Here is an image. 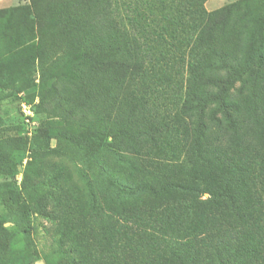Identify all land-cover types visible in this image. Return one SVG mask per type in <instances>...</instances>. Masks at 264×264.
<instances>
[{"label": "trees", "instance_id": "1", "mask_svg": "<svg viewBox=\"0 0 264 264\" xmlns=\"http://www.w3.org/2000/svg\"><path fill=\"white\" fill-rule=\"evenodd\" d=\"M207 1L137 0L128 24L114 0H32L0 10V87L24 94L39 122L32 137L0 129V176L15 177V153L32 152L21 188L0 192V203L21 218H50L54 189L70 182L47 156H98L116 194L94 169L82 198L62 190L56 214L67 225L75 209V236L95 250L89 257L264 264V0L212 12ZM168 36L189 41L193 86L176 118L161 123L129 100V88L154 62L163 68L166 56L151 52ZM246 75L255 96L228 100ZM166 142L180 145L186 168L163 163L177 155ZM61 256L58 264H71ZM19 261L0 219V264Z\"/></svg>", "mask_w": 264, "mask_h": 264}, {"label": "rangeland", "instance_id": "2", "mask_svg": "<svg viewBox=\"0 0 264 264\" xmlns=\"http://www.w3.org/2000/svg\"><path fill=\"white\" fill-rule=\"evenodd\" d=\"M136 1L114 0L115 8H117L116 13L119 17L121 16L120 18L117 17L120 22L125 18L124 21L128 24L129 20L127 18L133 16V10L129 11L127 8L134 5ZM238 1L241 0H208L205 3V8L208 12H212ZM31 2L32 0H0V10L30 5ZM130 31L132 35H141L139 29L131 28ZM138 38L141 41L143 40L140 36ZM162 43L158 45L154 42L156 48H153L151 53L152 55L166 56V59L161 63L163 68L159 69L157 62L149 65L147 75L137 77L134 83L132 82L134 85L129 88V91L132 92L129 100L144 104L147 113L150 114L154 122L165 123L171 122L180 112L182 105L188 99L190 87L193 86L190 83L193 78L188 70V65L191 61L189 57L191 52L190 46H188L189 41L186 38H182L179 42L168 36ZM252 84L253 82L250 81L249 75L244 76L242 81H237L232 86L228 100H241L245 97L253 98L255 92L252 90H255V86ZM23 97L24 94L19 97L13 96L11 87H0V129L4 130L5 133L11 135L17 133L22 136L24 133L33 130L32 121H27L26 114L28 111L23 106V103L26 104ZM211 110H209L208 115H210ZM35 130L32 131V134H34ZM56 146L57 142L53 140L51 148H56ZM165 148L168 151L176 152L177 155L176 157L170 155L169 160L163 161L164 164L170 163L180 167H187L183 155L180 153L179 144L166 142ZM31 154V151L15 153L14 160L18 165V172L15 177L0 176L1 193L21 188L23 174L28 162L31 160ZM158 156L160 157L161 155ZM86 159L85 157H78V153H71L68 156L59 158L47 156V164L59 163L66 167L68 171L66 177H68V182H70L68 186H63L64 184L60 182L59 187L54 189L56 199L54 198L55 200L49 208L50 218H41L32 213L28 219L27 217L21 218V213H13L0 203V219L5 222V226L12 233V250L15 253V257L21 259L17 264H58L62 254L64 255V260L71 264H108L109 260L103 258L105 257L103 254L106 255V252L97 256H101L102 259L100 260L89 257V250L93 252L95 250L90 249L86 242L83 244L75 236L74 232L80 234V230L73 225L77 219L75 209L71 210L70 215L68 214L67 225H63V222L60 221L61 216L56 217L59 209L58 198L62 195V190L66 191L67 188L76 190V197L80 196L82 198L88 188V184L93 183L92 178L97 173H93L94 169L100 173H98V177L107 182L110 193L116 194L112 185V181H114L113 172L110 169L103 172L102 169L98 168V156L90 160ZM114 161L117 160L115 159ZM121 198L123 197L121 196ZM26 222L30 225H25ZM26 226H29V228L26 229ZM27 232L31 235L33 247L29 246ZM166 253L170 254L168 249ZM125 255L126 257L129 256L128 254ZM147 258L149 256L144 259Z\"/></svg>", "mask_w": 264, "mask_h": 264}, {"label": "built area", "instance_id": "3", "mask_svg": "<svg viewBox=\"0 0 264 264\" xmlns=\"http://www.w3.org/2000/svg\"><path fill=\"white\" fill-rule=\"evenodd\" d=\"M23 106L26 108V110L28 111V113L26 114V117H27V121L28 122H31L32 121V124L34 125V129L37 128V126L39 125V122H38V119L36 118L35 114L33 113V111L31 110V106L29 105H26L23 103ZM32 119V120H31ZM31 130L30 132H26L23 134V136L27 135L28 137H32V131Z\"/></svg>", "mask_w": 264, "mask_h": 264}]
</instances>
